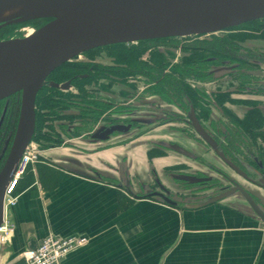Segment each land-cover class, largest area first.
Segmentation results:
<instances>
[{
  "label": "flooded vegetation",
  "instance_id": "1",
  "mask_svg": "<svg viewBox=\"0 0 264 264\" xmlns=\"http://www.w3.org/2000/svg\"><path fill=\"white\" fill-rule=\"evenodd\" d=\"M187 37L207 40L203 42L205 46H196L191 50L192 53L185 57L183 63L185 60L188 61L187 69L190 71L187 78L181 79L180 76L173 74V69L180 67H170L163 54H151L147 64L139 62L140 56L136 66L118 61L119 51L131 52L141 44ZM187 37L99 47L77 55L70 60L69 65L65 63L53 70L36 94L34 130L28 145L34 143L37 147H41L42 141L35 140L41 124L42 133L58 141L59 138H63L58 145L53 143L48 147L64 145L67 141L76 139L91 145H111L114 144V140L120 138L131 142L159 128V116L162 120L175 115L174 112L159 110V97L168 105L182 108L180 99L184 104L181 106L187 108L184 124L200 141H197L200 145L197 148L198 153L177 142H154L152 146L155 145L158 154L159 150L173 152L185 160H191L204 167L210 174L200 171L190 172L185 168L188 165L181 163L177 165V167L182 166L181 169L165 171L170 188L162 185L152 174L148 184L138 182V189L134 190L133 186H130L129 191L133 195L150 196L161 201H163L161 197L153 194H163L175 206L190 207L231 192L217 203L229 201L231 206L262 222L264 220V17L211 34ZM103 51L107 52L109 63L97 61L99 56L97 58L88 56L90 53L99 54ZM86 55L87 60L77 59ZM152 55L157 58H152ZM159 56L163 68L160 70ZM167 67L170 69L168 70ZM166 75L172 78L175 87L174 85L162 87ZM204 81L211 85L215 84L214 90L198 88L200 84L205 83ZM178 83L185 84L189 93L180 94L178 92L180 88H176ZM45 97L50 100L49 107L42 109V99ZM148 97L157 99L155 108L147 106ZM20 104V93L0 100V172L13 147ZM227 105H230V108L239 107L240 110H231ZM191 108L202 128L215 142L219 152L236 170L222 161L186 123ZM178 117L176 116L175 119ZM180 133H183V136L185 134L182 131ZM166 144L177 145L187 154L169 150L164 146ZM201 148L204 149L207 157L218 161L223 168L216 167L205 159L207 157L203 158L199 155V151H203ZM180 176L192 177L200 182L191 183L189 180L179 179ZM247 198L254 203V209Z\"/></svg>",
  "mask_w": 264,
  "mask_h": 264
},
{
  "label": "crops",
  "instance_id": "2",
  "mask_svg": "<svg viewBox=\"0 0 264 264\" xmlns=\"http://www.w3.org/2000/svg\"><path fill=\"white\" fill-rule=\"evenodd\" d=\"M169 127L159 126L157 139L197 151ZM145 137L36 147L37 161L20 177L6 213L0 264H25L22 254L48 235L87 239L61 264H264V223L229 201L193 208L129 195L128 187L137 190L152 174L170 188L165 171L186 163L170 151L149 159Z\"/></svg>",
  "mask_w": 264,
  "mask_h": 264
},
{
  "label": "water",
  "instance_id": "3",
  "mask_svg": "<svg viewBox=\"0 0 264 264\" xmlns=\"http://www.w3.org/2000/svg\"><path fill=\"white\" fill-rule=\"evenodd\" d=\"M263 17L264 0H0V29L49 20L31 29L29 35L0 40V100L21 94L13 147L0 172V228L4 221L5 191L33 134L36 94L53 70L95 48L211 34ZM186 123L222 161L236 170L219 152L192 108ZM164 146L187 154L177 145ZM179 179L200 182L192 177ZM229 194L192 207L216 203ZM153 195L175 206L163 194ZM247 201L254 209L251 199Z\"/></svg>",
  "mask_w": 264,
  "mask_h": 264
},
{
  "label": "rangeland",
  "instance_id": "4",
  "mask_svg": "<svg viewBox=\"0 0 264 264\" xmlns=\"http://www.w3.org/2000/svg\"><path fill=\"white\" fill-rule=\"evenodd\" d=\"M33 28H30V27H22L20 29H17L15 31V36L11 37V38H21L23 36H25L26 34L29 35L31 34L33 31L31 30ZM203 38H208V37H203ZM210 38V37H209ZM9 39V38H8ZM5 40V39H4ZM213 40V39H212ZM203 42H207V40H196V39H193V38H178V39H175V40H170V41H165V42H159V43H151V44H141L138 46V48L141 50V59H139V62H143V63H146L149 61L150 59V55L151 54H163L166 56V59L167 61L169 62V65L170 67H180L183 68V61L185 59V57H188L189 56V53H192L191 50H193V48H195L196 46L197 47H203L205 46V44H203ZM255 44V43H254ZM261 44V43H259ZM159 52V53H158ZM106 53L107 52H101V53H90V55L88 56H92V57H95L97 58V56H99L97 58V61L99 62H102V63H109V60L107 59L106 57ZM109 53V52H108ZM90 58V57H89ZM152 58H157V56H153L152 55ZM77 59L79 60H87V55L86 56H81V57H78ZM70 61L66 62L68 65L70 64L69 63ZM65 64V63H64ZM63 64V65H64ZM168 66V65H167ZM170 67H167V69L169 70ZM187 72H190L189 70L186 69ZM183 73V72H182ZM196 74V73H195ZM202 74V73H201ZM194 76V75H193ZM183 77L187 78L188 77V73L185 74V76L183 75ZM205 82V81H204ZM200 84V83H199ZM214 87H215V84L214 85H211L209 84L208 82H205L204 84H200L198 88H200L201 90L205 89V90H214ZM118 89V87H117ZM117 91V90H116ZM119 98V97H118ZM141 98H143L141 96ZM242 98H246V97H242ZM147 106L150 107V108H155V105H156V101L157 99L154 98V99H150L149 97L147 98ZM152 100V101H151ZM156 100V101H155ZM163 101V100H162ZM161 101V98L159 97V110L163 111V112H169V113H172L174 112L175 115H171V116H168L167 119H162L161 120V117L159 116V126L161 125H165V126H170V130L172 131V135L173 136H177V134L180 135V137H183L185 138V140H188L189 143H192V144H195V146L198 148L200 147V145L197 143L200 142L197 137L192 133V131L189 129V127H187L185 124H184V120H186V109L187 108H183L184 104H182L181 100L179 99V102H180V107L182 108H179L177 107V105H168L167 103H164ZM181 104L183 106H181ZM229 109L231 110H234V111H237V110H240L239 107H229L230 105H227ZM148 110V108H147ZM162 112V113H163ZM214 112V111H213ZM160 114V113H159ZM214 114H216L214 112ZM176 116H179L177 119H175ZM172 118V120H170ZM173 125V127H172ZM172 128V129H171ZM158 129V128H157ZM157 129H154L152 130L151 132L147 133V136L148 137V140L146 141L147 142V145L150 147L151 146V149H149V152H148V157L149 159H153V158H158L159 157V154L160 156L164 153L165 151L166 152H169L167 150H164V151H160L159 150V154L157 153V151L155 150V145L152 146V144L154 142H165V143H174V142H170V141H161L159 139H157V137H159L157 134V132H159ZM157 130V131H156ZM185 132L184 136L182 135L183 133H180V132ZM189 131V133H188ZM187 134V135H186ZM187 139L186 138V136ZM136 135H132V137H135ZM143 138L145 137V135H141ZM137 137V136H136ZM145 137V138H146ZM150 138V139H149ZM63 138H59L60 142ZM125 139L123 138H120V139H117L116 142H117V145L124 142ZM143 141H145V139H142ZM125 141H128V140H125ZM135 141V140H133ZM42 147V145H40ZM202 149V148H201ZM203 151H199L200 154L199 155H202L203 158L207 157L206 156V153L204 152V149H202ZM192 151V150H191ZM194 151V150H193ZM196 153H198V150L194 151ZM195 153V154H196ZM183 158V157H182ZM208 162L212 163L213 165H215L216 167L218 168H223L220 163L218 161H216L215 159H213L212 157H207L205 158ZM186 164L188 165L187 167L185 166V168L188 170H190V172H196V171H200V172H205L207 174H210L208 172L207 169H205L204 167L202 166H199L197 163L195 162H192L191 160H186ZM184 167V166H183ZM181 167H176V168H170L168 169L167 171H176L177 169H181ZM211 176L214 177V174L211 173Z\"/></svg>",
  "mask_w": 264,
  "mask_h": 264
},
{
  "label": "built area",
  "instance_id": "5",
  "mask_svg": "<svg viewBox=\"0 0 264 264\" xmlns=\"http://www.w3.org/2000/svg\"><path fill=\"white\" fill-rule=\"evenodd\" d=\"M34 143L27 146L23 152L12 177L11 183L7 187L4 196V221L0 228V240H2L9 231H7L6 213L9 207L14 205L15 198L12 195L14 186L20 177L25 173L29 164L37 161L38 149ZM87 244V239L79 236H53L48 235L41 239L32 251L22 254L25 264H61L63 258L70 252L81 248Z\"/></svg>",
  "mask_w": 264,
  "mask_h": 264
},
{
  "label": "trees",
  "instance_id": "6",
  "mask_svg": "<svg viewBox=\"0 0 264 264\" xmlns=\"http://www.w3.org/2000/svg\"><path fill=\"white\" fill-rule=\"evenodd\" d=\"M49 20L47 19H40V20H34V21H30V22H26V23H21V24H15V25H9V26H5L3 28L0 29V40H4V39H8V38H11L13 36H15V31L17 29H20L22 27H30V28H33V29H37L39 27H41L43 24H45L46 22H48ZM140 54H141V50L139 48H136L134 49L133 51L129 52V51H122V52H118L117 53V57H118V61L121 62V63H131L132 65H137V59L140 57ZM161 60H160V56H159V70L160 69H163L161 68L162 65H161ZM188 61L185 60V62L183 63V68H174L173 69V74L175 75H178L181 77V79H183V75L185 76V74H187L188 72L186 71L187 67L189 66L188 65ZM188 70V69H187ZM183 72V73H182ZM171 77L169 76H165L164 77V83L162 87L166 86V85H174V81H172V78L170 79ZM176 88H180L179 89V93L182 94V92L184 94H188L189 93V90H188V87L185 85V84H182V83H178L176 84ZM160 87V88H162ZM175 87V85H174ZM49 99H47L46 97L44 99H42V109H47V107H49ZM59 103V102H58ZM51 108L53 106H50ZM41 127H42V124H41ZM41 127H39L40 129L38 130L39 133L37 134V136L35 137V140L37 142H39V140L42 141V147H48V145L50 144H56L58 145L60 143V141L54 139V138H51L49 135L45 134V133H42L41 131ZM21 189L20 187V183H19V180L16 182V185L14 186V189H13V192H12V195H15L19 190Z\"/></svg>",
  "mask_w": 264,
  "mask_h": 264
},
{
  "label": "bare ground",
  "instance_id": "7",
  "mask_svg": "<svg viewBox=\"0 0 264 264\" xmlns=\"http://www.w3.org/2000/svg\"><path fill=\"white\" fill-rule=\"evenodd\" d=\"M21 10H18V12H20Z\"/></svg>",
  "mask_w": 264,
  "mask_h": 264
}]
</instances>
